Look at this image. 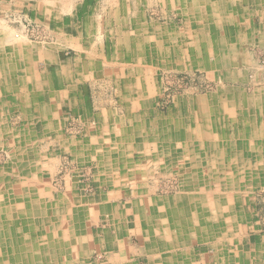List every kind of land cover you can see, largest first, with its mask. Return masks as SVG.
Listing matches in <instances>:
<instances>
[{"label": "crops", "instance_id": "0c3cea01", "mask_svg": "<svg viewBox=\"0 0 264 264\" xmlns=\"http://www.w3.org/2000/svg\"><path fill=\"white\" fill-rule=\"evenodd\" d=\"M101 1L113 5L110 20L125 21L127 28L124 34L120 25L115 26L112 42L121 45L120 38L125 37V58L135 60L126 62L123 49L115 47L111 65L95 62L102 70L92 76L86 72L92 85L111 86L109 98L105 93L89 98L77 91L74 78L84 77L85 71L75 74L69 63L63 64V51L19 41L21 35L0 21V151L9 157L8 165L0 167V264L24 260L69 264L73 257L85 261L99 250L112 264H138L136 259L142 264L245 263L246 256L233 255L228 247L235 244L236 222L229 215L227 198L213 196L211 189L199 185L200 180L233 179L231 165L238 164L237 145L218 133L216 117L234 116L242 110V101H264L261 88L249 96L245 92L255 67L252 52L264 47V0ZM40 2L38 15L53 28L52 21H60L58 6L77 4V0ZM140 6H158L166 20L163 26L141 23L146 15H141ZM95 10L84 17L87 26L94 17L100 18ZM169 15L180 23L170 21ZM70 17H64L68 23L62 29H55L70 38L68 48L82 54L79 36L71 39L78 28L72 31ZM79 61L74 68L87 70L88 59ZM161 64L178 71L197 68L215 82L217 91L180 98L172 113L163 115L153 109L150 78L145 76ZM68 110L83 120L94 119L95 128L86 126L89 138L60 146L59 118ZM12 117L18 127L9 123ZM39 134L48 136L46 146L34 144ZM57 154H68L78 168L93 164L89 195L78 176L67 177L69 183L60 192L45 184L52 178L39 165L42 159L56 165ZM167 168L181 174L189 171L184 181L192 192L184 186L175 199H148V175ZM27 181L36 186L25 185ZM115 197L130 207L120 210V201L109 202ZM97 215L104 216L102 226ZM46 222L42 231L41 223ZM83 230L86 234L89 230L92 238L83 236ZM132 237L144 247L133 256L126 246ZM29 243L30 258L22 255V245L26 250ZM72 243L82 246L81 255H72L68 248ZM196 244L202 245L197 252Z\"/></svg>", "mask_w": 264, "mask_h": 264}, {"label": "rangeland", "instance_id": "374dc122", "mask_svg": "<svg viewBox=\"0 0 264 264\" xmlns=\"http://www.w3.org/2000/svg\"><path fill=\"white\" fill-rule=\"evenodd\" d=\"M40 1L41 0H0V21H6L7 27L10 30L14 31L17 35L20 34L21 36H17V38H20V41L27 40L26 42L28 44H33L34 46L51 47L55 52L59 53L63 51V64L67 65L69 63L70 69L75 74H81L85 71L83 74L84 77L79 78L78 76V78H74L77 91L82 92L84 95L87 94L89 98L97 97V95L102 93H105V96L109 98L113 92L111 86H99V84L92 85L91 82H93V79H91V77L85 79L87 76L86 72L92 76L91 74L102 70H98L95 67L97 66L95 62H107L111 65L109 62H111L113 53H115L114 50H117L116 48L123 49L121 52L123 54L122 58H125V53H127L125 37L120 38V45L119 43H113L110 36L111 33L113 34L116 28L115 26L117 25H120L119 27L122 28V31L126 34L127 28H124L125 21L113 22L110 20L109 14L113 12V5L102 3L101 0H77V4L58 6L56 12L60 21H55V23L52 21V24L55 25V28L62 29L61 25L67 21L64 17L69 18L71 16L70 18H73L71 22L74 25H72L71 29L73 32H76L73 27L78 28V31L76 35L70 36L71 39L74 38L78 40V38H80L84 52L79 54V52H75L73 49L68 48L70 46L67 45L66 40H69V43H71L68 36L65 37L60 35V32L53 28L45 20L43 15H38L41 13V9L37 7L36 4L37 2L38 4L41 3ZM39 6L43 8L42 4ZM93 8L97 9L94 12L99 13L100 18L94 17L93 24L87 26L88 24H86L84 17L91 13ZM77 9H79V11L76 13ZM144 9L140 6L139 11L141 15L143 12L146 15V20L141 21V23L147 22L151 23V25L163 26L166 20L161 18L163 13H160L161 10L158 6L145 7ZM74 13H76V15H74ZM171 14H174V11ZM169 17L170 21L180 23V20L175 18V16L169 15ZM78 18H83L82 22L80 19L78 20ZM63 19L64 21H62ZM79 21L83 26H80L81 24ZM76 36L79 37L77 38ZM252 55L254 56L255 67L247 77L249 81L245 86V92L248 96L254 92L260 91L259 88H261V91L264 93V47H255ZM85 58L88 59L87 70H85V68L84 70L75 69L74 63H77L80 59L79 62L84 63ZM125 61L135 60L125 58ZM104 65L106 64L104 63ZM85 66L86 63L83 67ZM145 76L150 78L149 86L152 90L151 97L153 100V109L163 115L168 113L171 114L174 110V105L180 98L216 92L218 87L213 80L206 76L205 72L197 68L178 71L169 66L166 68L165 65L161 64L158 68L149 70ZM256 89L258 90L255 91ZM260 103L261 102L242 101L240 104L242 110L237 111L234 116L216 117V128L219 129L218 133L221 132L224 136L231 137V139L234 140L233 142L237 145L236 148L239 152L238 164L231 165L232 173L230 174L233 176V179L223 180L217 178V180H200L199 185L202 188L211 189L213 196L220 195L221 197L224 196L227 198L229 215L233 217V220L236 222V224L233 225V238L235 240L233 243L235 244L232 246L229 245L228 247H231L230 250H233L232 253H235L233 255L242 254L248 258L243 257L246 261L245 263L243 261L241 264H264V101L261 103V108ZM255 105H257L256 108L254 107ZM245 109H248V111ZM15 118L16 117L10 118L9 123L18 127L19 123H14ZM59 119L61 120V127L57 131L60 146L69 140H84L89 138L90 133H86L85 128L88 126L94 129L96 123L94 119L88 121L85 119L83 120L81 115H74L70 110L61 113ZM155 133V131L152 132V134ZM38 137L37 142L34 143L35 145L37 144V146H39V144L41 146H46L45 144L49 142L47 135L42 136L39 134ZM34 144L33 146H35ZM195 152L194 150V153ZM191 155L195 157L193 153ZM133 158L136 157L134 156ZM57 159L56 165L53 166L47 165L43 159L41 160L40 164L43 165H39L41 171L48 173L45 174V176L52 178L50 181H44L45 184L50 185L54 193L60 192L64 189L66 182L69 183L67 177L78 176L85 192L89 195L91 192L89 187L92 182L93 174H95L92 168L93 164L87 162L84 166L78 168L68 154H61L60 156L57 154ZM34 162L37 165L39 164L38 159ZM8 163L9 157L7 156V151H0V167H3L5 164L8 165ZM33 166L35 167V165ZM191 167L192 166H185L189 171L191 170L194 172L195 169ZM189 171L184 174L168 168L166 170L151 171L147 178V184L149 186V196L147 198H163L165 200L175 199L177 193L184 192L183 187H186L184 178L190 176ZM27 182L24 184H35H33L32 181ZM185 189L192 192V187L187 186ZM198 189L200 190V188ZM195 193H198V190ZM213 198H215L216 201V197ZM114 199L120 201V210L127 205V203H122L123 200L120 197L110 198L109 202H113ZM45 200L47 199L45 198ZM217 201L222 203V200ZM128 205L126 207H130ZM97 217L98 225L102 226V217L104 216L97 215ZM44 225V223H41L42 231L48 226V223L46 222V225ZM82 232L83 236L88 239L92 238L88 235L90 232L89 230L87 234L85 230ZM126 242L127 249L131 256H133V254H139V250L144 251V247L141 246V243L135 238L132 237L130 240L127 239ZM78 244L79 243H72L73 250L72 246L68 247L71 248L70 251H72V255H81L80 248L82 251L83 248ZM31 246L30 243L25 245L27 248L24 250L25 248L23 249L22 245V251L25 252L22 253L24 257L27 255V257L30 258V251L33 247ZM30 247L31 249L28 251L27 249ZM201 247L202 245L196 244L194 246L195 251L197 252V249ZM102 252L103 251L99 250L98 253H92V256L89 255L91 258L85 261H80L77 260L78 257H73V260L69 261V264H112V260H106L107 255L101 254ZM136 260L138 264L143 263V261H139V259ZM43 261L48 260L45 259ZM59 263L61 264L62 261ZM20 264H33V262L31 260H24Z\"/></svg>", "mask_w": 264, "mask_h": 264}, {"label": "bare ground", "instance_id": "6f19581e", "mask_svg": "<svg viewBox=\"0 0 264 264\" xmlns=\"http://www.w3.org/2000/svg\"><path fill=\"white\" fill-rule=\"evenodd\" d=\"M42 1H44V2H46V3H51L52 2V0H42ZM54 1V0H53ZM58 13H61V12H58ZM11 37H12V35H11ZM24 37V36H23ZM23 37H22V39H23ZM7 39V38H6ZM9 39V38H8ZM20 41V40H19ZM21 41H24V40H21ZM27 41V40H26ZM16 42V41H15ZM42 42V41H41ZM20 220V219H19ZM5 222V221H4ZM2 224V223H1ZM26 226V225H25ZM6 234V233H5ZM45 235V234H44ZM75 242V241H74Z\"/></svg>", "mask_w": 264, "mask_h": 264}]
</instances>
